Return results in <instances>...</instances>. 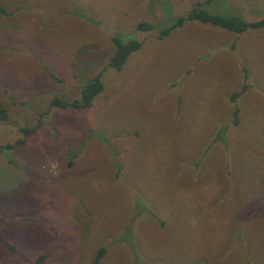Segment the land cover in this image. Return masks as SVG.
I'll return each mask as SVG.
<instances>
[{"label": "rangeland", "instance_id": "rangeland-1", "mask_svg": "<svg viewBox=\"0 0 264 264\" xmlns=\"http://www.w3.org/2000/svg\"><path fill=\"white\" fill-rule=\"evenodd\" d=\"M204 1L0 0V264H264V29L159 39ZM115 36L142 43L120 71Z\"/></svg>", "mask_w": 264, "mask_h": 264}, {"label": "trees", "instance_id": "trees-1", "mask_svg": "<svg viewBox=\"0 0 264 264\" xmlns=\"http://www.w3.org/2000/svg\"><path fill=\"white\" fill-rule=\"evenodd\" d=\"M211 0H206L204 3L198 2L195 7L184 17L176 19L169 26L164 28L159 33V39H164L169 36L174 30L181 28L187 22H198L200 24L209 25L216 27L227 32L241 35L247 31H257L264 29V18L258 21H246L242 16L238 14H217L208 12L203 8L206 4H210ZM153 29V26L146 22H141L136 25V30L140 32H147ZM114 44V52L109 59L108 67L116 71H120L126 60L131 53L137 51L142 46V43L137 40H123L120 36H115L112 38ZM101 75H97L95 78L88 81L79 91V97L71 102L60 101L54 98L51 101V107L61 108V109H73L82 110L90 108L93 104L95 97L103 91V85L100 81ZM247 86H243L238 92L233 93L230 98L232 103L245 92ZM3 113V112H2ZM1 116V115H0ZM2 117V116H1ZM239 123L238 110L234 111V121L233 125L237 126ZM25 134H29L30 130H24ZM222 133V132H219ZM218 139L216 138L214 142ZM18 143H22L19 141ZM15 145H7V149H12ZM106 249L101 248L96 253L92 260V264H100L101 259L105 254ZM44 256L38 259V262L43 260Z\"/></svg>", "mask_w": 264, "mask_h": 264}]
</instances>
